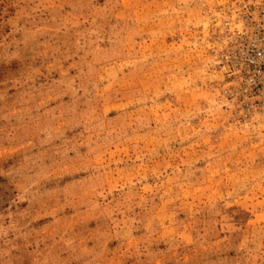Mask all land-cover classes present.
Here are the masks:
<instances>
[{
    "label": "rangeland",
    "instance_id": "1",
    "mask_svg": "<svg viewBox=\"0 0 264 264\" xmlns=\"http://www.w3.org/2000/svg\"><path fill=\"white\" fill-rule=\"evenodd\" d=\"M222 0H0V264H264V113L201 47Z\"/></svg>",
    "mask_w": 264,
    "mask_h": 264
},
{
    "label": "built area",
    "instance_id": "2",
    "mask_svg": "<svg viewBox=\"0 0 264 264\" xmlns=\"http://www.w3.org/2000/svg\"><path fill=\"white\" fill-rule=\"evenodd\" d=\"M201 47L222 76L220 96L237 118L264 113V0H222L203 11Z\"/></svg>",
    "mask_w": 264,
    "mask_h": 264
}]
</instances>
